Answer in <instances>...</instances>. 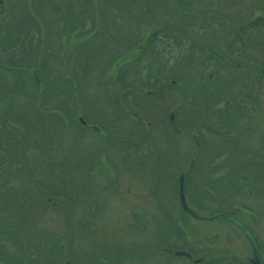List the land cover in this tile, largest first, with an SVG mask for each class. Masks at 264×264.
<instances>
[{
  "label": "flooded vegetation",
  "instance_id": "1",
  "mask_svg": "<svg viewBox=\"0 0 264 264\" xmlns=\"http://www.w3.org/2000/svg\"><path fill=\"white\" fill-rule=\"evenodd\" d=\"M49 1L46 3L48 8L40 9L35 14V42L29 48H34L39 56H20L18 60L23 64L34 61L38 66L46 61L51 66V78L56 79L53 88L57 94L62 81L68 84V105L52 107L56 123L53 152L55 155L59 153L57 164L65 162V165H57L55 170L69 180L66 186L62 185V189L56 188L57 192L67 193L66 200L58 207L52 206L58 218L67 226L66 241L59 245L61 254L65 257L66 253L71 252V262L79 264V260L74 259V254L79 253L86 264H94L91 256H85L82 252L83 242L86 246L90 245L85 241L84 235L87 234L90 238L102 237L98 246H102L101 252H109L107 256L95 252L100 254L96 257L100 264H112L111 260L115 258V264H138V257L142 256L139 261H146V258L154 255L155 247L173 259L172 252L184 251L193 260L201 259L202 263L207 264H250L252 255L235 257L230 251L223 254L216 247L214 254L195 258L196 254L191 249H183L182 240H177L182 243L181 246H176L171 240L170 224L174 217L170 209L180 206L178 183L187 159L184 133L188 123L181 119L189 116L197 120V132L190 136L195 150L187 167L189 171L199 154H211L212 160L226 154L229 159L222 168L217 166L212 169L210 166L206 170L199 159L198 166L202 170L198 169L195 173L197 176L224 171L234 174L235 165L231 160L235 157L248 159V153L234 145L235 139H241L237 136L238 131L220 133L217 131L218 121H213V109L219 104L217 100L212 105L208 104L207 91L214 88L212 80L216 72L210 83L206 82L207 77L204 76L197 81L196 87H186L185 58H175L168 47L169 40H172L171 32H180L171 23L168 10L170 0H145L143 4H139L138 0ZM159 15L165 16L162 24L157 23ZM140 16H144L142 20ZM6 20V25L10 27L11 19ZM254 20L252 23L259 20V24L253 28L248 26L247 30L259 29L258 33L262 34L264 18ZM247 30L238 31L235 37V41L243 46L249 34ZM146 31H149L147 35ZM161 32L162 36L159 35ZM3 35H6L5 30ZM160 37L163 39L155 40ZM148 38L146 46L140 50L139 46ZM45 45L50 48V57L49 54L47 57L42 55ZM0 47H4L6 53L11 51L8 41ZM247 47L250 48L248 54L232 51L230 45L228 52H217L215 47H209L208 52L216 51L213 57L222 58L231 69L238 70L244 66L238 72L246 70L243 71L245 83L235 82V79L230 82V86L243 83L245 87L235 94L238 97L236 106L247 107L250 104L253 108L262 109L264 56L262 60L258 48L251 51L250 44ZM156 53L160 65L154 71ZM2 58L10 60L9 57ZM3 59L0 58L5 62ZM206 59L205 56L199 64ZM172 63H179V66H167ZM180 67H184L182 73L178 72ZM188 96L196 99L195 104L191 105L193 112L185 106ZM170 100L173 102V112H169L170 106L167 105ZM156 104H164L165 114L169 112L164 123L155 117ZM60 109H65V112ZM218 109L223 111L224 107ZM235 124L238 122L232 120L231 127L235 128ZM158 134L164 136L160 143L156 140ZM218 139L231 142L233 147L212 151L208 144ZM65 140L67 143L62 144ZM163 159L167 161L160 165ZM216 169L220 170L213 171ZM230 206L240 209L238 205L234 206V202ZM109 214L115 217L107 218ZM122 215L125 220L121 221ZM124 230L129 235L124 234ZM257 247L259 250L258 243ZM199 249L207 250L205 246H199ZM10 256L11 250H5L3 241L0 264H10ZM193 260L187 261L192 264ZM73 263L67 261L66 264Z\"/></svg>",
  "mask_w": 264,
  "mask_h": 264
},
{
  "label": "rangeland",
  "instance_id": "2",
  "mask_svg": "<svg viewBox=\"0 0 264 264\" xmlns=\"http://www.w3.org/2000/svg\"><path fill=\"white\" fill-rule=\"evenodd\" d=\"M27 3L25 4L24 0H6L7 2V9L11 10V6L14 4H18L22 7L21 13L23 15L27 14L26 6H28L30 10V14L34 13V8L37 7L36 0H26ZM136 1V0H135ZM133 2V4L135 3ZM139 4L145 3V0H138ZM191 2L190 11H188V14L186 18L182 21L181 17L178 18L175 16H172L171 14V7L174 1L170 0V6H169V13L171 15V23L172 25H176V30H179V35H176L174 33V37H177V43L174 41H170L168 43V47L170 48L169 51H173L172 55L175 56V58H185L184 63L187 61L192 60V66L189 67L187 71L188 79L186 80V87H189L190 85H193L194 87L197 86V81L202 80L204 76L213 79L210 77V75H207L209 72L215 71L217 79L214 82V96L211 98V100H217L218 101V108H223V111H220L217 113L214 111L213 121H218L219 128L217 129L218 132H227L228 130H236L237 136L241 139H235L234 145L238 147L241 151L248 153L251 150H259L260 145L263 144L264 139V108H253L250 104L247 107L242 106H236V98L235 94L243 91L245 87L242 86L243 83H245V76H244V70L241 72H238V70L227 68L226 66L222 67L224 65V61L222 58H220L218 61L211 60L209 62H204L203 64H197L201 59L203 60L205 58V55L208 53L209 47H215L217 48V52H228V50L231 48L232 51L236 52H243L247 54L250 51V48L246 46L247 44H250L251 51H254L252 48H258L260 51V56H262L263 60V48L264 43L261 39L262 35L264 34V31L262 34L258 33V30L255 31L253 29L247 30V25L250 24L252 20H254L259 15L264 16V0H214L212 3L210 0H189ZM223 2L225 4V7L223 9L224 16L229 15V19H219L212 18L209 19L207 16L203 17L201 14H197L198 9L201 8H207L208 5L212 7H216V5L220 6L219 2ZM198 2V3H196ZM10 5V6H9ZM139 7V6H138ZM223 8V7H222ZM197 9V10H196ZM211 10V9H210ZM176 13V9L173 5V11L172 13ZM96 12L94 11V14ZM142 13V11H140ZM11 14L16 17L18 14L16 10H13ZM2 10L0 12V24H3L4 21L7 19L8 16H4ZM160 19L158 20V24H162V20L165 16L159 15ZM144 16H140V20H142ZM5 18V19H4ZM34 18V17H33ZM35 19V18H34ZM31 22V26L28 27L26 31V35L29 34V37L26 38V47L30 46L32 35L36 32L37 26L36 23L33 21V19L30 17L27 19ZM188 20V21H185ZM181 22V24L179 23ZM210 21V22H205ZM208 23V24H205ZM213 25V26H211ZM216 25H220V27H215ZM222 25V26H221ZM6 26V25H4ZM206 26V27H205ZM242 28H246L249 32V34L246 35L244 46L241 43H238L235 41V37L238 34V31H240ZM149 30L150 28L147 27ZM174 29V30H175ZM17 31H20V29L16 26L8 27L7 29V36L8 40L12 39ZM231 31V34L229 33ZM149 31H146V35ZM229 33V34H228ZM23 34V30L19 32V35ZM256 39L257 36H259ZM143 35V34H142ZM145 35V36H146ZM162 36L161 34H159ZM250 37V38H249ZM264 38V37H262ZM256 39V40H255ZM255 40V41H253ZM253 41V42H252ZM252 42V43H251ZM230 45V48H229ZM193 48V49H192ZM207 48V51H206ZM200 49V52H199ZM158 52V51H157ZM202 53V55H200ZM182 56V57H181ZM252 56H255V54H252ZM200 59V60H199ZM243 59V58H242ZM197 60H199L197 62ZM13 61V60H12ZM15 62V61H13ZM194 62V63H193ZM12 63V62H10ZM9 63V64H10ZM160 62L158 58V54L156 53L154 56V71L159 67ZM170 68H177L179 66V63H172L167 64ZM183 66V65H182ZM187 67V65H186ZM184 70V67H180L178 72L182 73ZM187 70V68H186ZM13 71L12 69L8 70H2L0 72V80L7 83L9 86L14 87L12 83H10V74H19L18 72H10ZM246 71V70H245ZM234 79L241 81L243 83L230 86L226 84V82H232ZM252 92V91H251ZM174 94V92H173ZM175 95V94H174ZM156 97V96H155ZM154 97V98H155ZM24 101V104L26 102L25 99H17L13 103L15 110H19L22 107V103ZM193 101V102H192ZM195 97L188 96L187 102L185 103L186 109H188L190 112H193L194 108L191 105L195 104ZM9 102V99L5 100V103ZM172 101L170 100L167 105L170 106L169 112H173L174 106L172 105ZM239 104H241L239 102ZM5 105H0V113L1 108H3ZM164 104L155 105V117L158 119L159 122L164 123V121H167L168 113L165 114L164 110ZM198 111H200L199 108H196ZM183 122L188 123L185 129L184 138H185V150H186V165L182 167L187 170V167L189 165V162L192 158L193 151L195 150V143L191 139V135L196 134L197 128V120L195 117H189L188 118H182ZM238 122V124H235V128L231 127V121ZM156 140L158 143L162 142L164 140L163 134L156 135ZM42 145V151L44 153H49L51 150V141H43ZM66 140L62 142V144H66ZM7 145V144H3ZM61 145V143L59 144ZM8 146V145H7ZM208 146L212 149V151H224L226 147L232 148V143L228 142L227 140L218 139L211 141ZM57 147V146H56ZM55 148V147H54ZM38 150H31V152L28 154V157L32 160L29 162V171H33L34 176L43 175V184L48 185L47 178L45 177L47 174L44 172V166L47 164V161L51 158L46 157L43 161L39 156ZM4 154H7L5 152ZM26 154V153H25ZM59 154V153H58ZM57 154V155H58ZM259 154H262L259 152ZM8 155V154H7ZM56 156V157H53ZM52 157L54 159H57V155L55 153ZM264 156V154H262ZM211 154H205V155H198V159L201 160V164L203 165L204 170L207 169V167L216 168L217 166L224 167L226 165V162L229 161V159L226 157V154L222 155L221 157L214 158L212 160ZM37 160V161H36ZM263 161V158L259 159ZM40 161V163H39ZM42 161V165L41 164ZM167 161V159L161 160L159 163L160 165L164 164ZM231 162L234 163L235 167L237 168V165H240L239 163L244 164V160L240 157H235ZM65 162L60 163L62 165ZM200 164V162H199ZM7 167V166H6ZM41 167V169H40ZM210 167V168H211ZM220 168V169H221ZM202 170L201 168H199ZM220 169H216L213 171H219ZM48 174H50V171H47ZM228 175L233 177L232 173L226 172ZM14 173V169L10 170H3L0 172V184L3 183V192L5 193L3 198L1 199L0 203L2 205V209L5 210L6 204L5 200H10V192L11 191H26L30 194L31 200H28L29 198L24 195H17L18 198L22 201L24 198L25 201H30L29 206H32L33 210H29L30 214L28 217H32V219H28V225L26 228L24 226L21 228L20 233L21 236H26L27 234L32 233L34 236V241L31 242L30 250L34 248V255H36L37 252H40L42 249H47L50 245L57 242V246L61 243H64L66 241V225H64V222L62 219L58 218L56 212L54 209L50 208L47 204L40 205L41 208H37V203L41 201L39 199V194L34 191L33 183L31 184L32 188L27 184L26 177L24 173H18L16 176L12 175ZM54 173H56L54 171ZM225 173H218L215 175H210L214 180L219 179V177H222ZM52 174V173H51ZM56 177L57 180V187L58 189H62V178L65 177L67 179L66 185L69 183L67 176H61V174H57ZM206 176V175H205ZM202 177L196 178L197 185L200 189H202L203 182ZM211 179V181L213 180ZM209 180L206 178V181ZM37 181H40V178L37 179ZM237 184L240 185L239 181H237ZM85 186V185H84ZM241 186V185H240ZM158 189V188H157ZM63 195L60 196V200L64 201L66 200L65 191H62ZM161 194V193H159ZM199 194V193H198ZM188 195V193H187ZM188 198L187 203H189L190 209L195 212L198 216L207 218V220H200L193 218L191 216L185 215L181 212L180 206L177 205L174 208L170 209V213L172 217H174L175 223L181 231L183 232L182 236H177L176 233H171L172 241L173 243L177 245H182L180 241L183 242V249L186 251H190L191 249L195 254V258L199 256H206V255H212L217 251H214L213 249H208L209 247H216L218 251H221L223 254L230 251V254H234V256H251V250L249 247L248 242L242 235V233L230 222L223 220L221 218H213L216 215L223 214L222 212H212L210 210L203 211V209H198L199 206L203 205V199L201 195H196L194 191L191 192V195L187 196ZM43 201V200H42ZM234 201L242 202L244 205L247 206L248 211L245 209L240 210L241 218H237L236 220L242 223L249 231H252L253 235L257 238L258 242L264 246V195L258 196V197H251L246 196L244 194L243 197L236 196ZM44 202V201H43ZM26 204V203H25ZM197 210H195V209ZM15 209H21V206H16ZM250 210V211H249ZM11 211V210H10ZM27 211L24 210L25 213ZM202 211V212H201ZM122 213L126 216L127 214L122 211ZM25 213L24 215H26ZM23 215V217H24ZM124 215L121 216V221L125 220ZM7 211L0 212V228H4L6 231H9L8 235L6 236L5 233L0 231V245L5 244V250H10L11 248V241H10V231H18L20 229V225L17 223H23L24 219L18 218L15 219V222L11 228L8 227L9 218ZM34 217V218H33ZM107 218H114L115 215L109 214L106 216ZM244 221H243V220ZM30 220V221H29ZM185 221L186 223L183 224ZM124 234L129 235L125 230ZM86 238L85 241H87L88 246L85 245L83 242L82 246V252L85 256H91V260L94 262V264H100L99 260H96V257H99L100 254L95 253L96 251L101 252V247L98 246L101 243L100 236H96L94 238H90L87 234L84 235ZM84 238V239H85ZM15 243V249H19V237H16ZM24 243V241H22ZM9 245V246H8ZM175 245L172 244V247H175ZM97 246V247H95ZM199 246L202 248V246H205L207 250L199 249ZM13 250V249H12ZM79 251V250H78ZM93 251V252H90ZM166 251L172 252L171 250L167 249ZM17 251L15 250V253ZM71 252L66 253V256L64 257L62 254H60L55 262L51 260V262H54V264H66L67 261L70 263V254ZM76 253L73 252V254ZM103 255L107 256L109 252L104 251L101 252ZM18 254V253H16ZM172 257L169 258L166 257L164 254L160 253L157 248L154 249V255L150 258H146V261L142 262L139 261L140 257H138V264H190L187 260H184V254L182 253H174L172 252ZM37 256V255H36ZM82 254L76 253L74 254V259L79 260V264H86L84 260H81ZM181 258V259H180ZM183 258V259H182ZM193 257L190 256V260ZM37 260V259H36ZM35 260V261H36ZM34 261V262H35ZM113 261L112 264H115L116 258ZM33 262V263H34ZM50 264V263H49ZM74 264V263H73ZM118 264V263H117Z\"/></svg>",
  "mask_w": 264,
  "mask_h": 264
},
{
  "label": "trees",
  "instance_id": "3",
  "mask_svg": "<svg viewBox=\"0 0 264 264\" xmlns=\"http://www.w3.org/2000/svg\"><path fill=\"white\" fill-rule=\"evenodd\" d=\"M25 4L27 3L26 0ZM172 1V0H171ZM174 3L171 7V14L172 16H175L178 18L181 17L182 21L186 18L188 11H190L191 2L189 0H173ZM212 3L214 0H210ZM49 0H36L37 7L34 8V13L36 14L38 10L48 8L49 6L46 5V3H49ZM199 2V0H198ZM196 2V3H198ZM200 3V2H199ZM219 5H216V7H212L210 5L207 6V8H201L198 9L197 14H201V16L205 17L207 16L209 19L217 18L219 19H229L230 16H224L223 9L225 7V4L221 1L219 2ZM164 4V3H163ZM165 5V4H164ZM173 5L176 9V13H172L173 11ZM11 10H16L17 15L14 17L9 9L7 11L6 16L10 15V19L12 21V25L16 26L20 29V31L23 30V33L27 31L26 27L28 25H31V22L28 21V18H32L35 22V19L33 18L34 15L30 14V8L26 6L27 14L23 15L21 13L22 7L18 4H14L11 6ZM165 7V6H164ZM223 7V8H222ZM2 12H4V9L0 7ZM211 9V10H210ZM197 10V9H196ZM1 12V11H0ZM186 13V15L184 14ZM4 14V13H3ZM139 14V13H138ZM4 17V16H3ZM36 18V15H35ZM264 17L258 16L255 19H262ZM188 21V20H185ZM255 20H252L250 24L247 25L248 28H253L259 24V20L255 23ZM210 22V21H205ZM36 23V22H35ZM181 24V22L179 21ZM6 22L4 21L3 24H0V31L4 29V25ZM45 24V23H44ZM208 24V23H205ZM11 25V26H12ZM47 25V24H45ZM6 34L8 26H5ZM246 28H242L240 32L244 31ZM15 34V36L8 40V37L6 39L0 40V46L3 45V43L9 42L10 45V53H6V50L4 47H6V44L4 45L3 49L0 47V58L2 57H9L10 60H5V62H2L0 60V72L2 70H8L12 69L13 71L10 72H18L19 74H10V83L14 87L9 86L7 83L0 80V105H5L3 108H1L0 113V172L3 170H12L14 169V173L12 175L16 176L18 173H24L26 177L27 184L32 188L31 184L33 183V188L36 193L39 194V199L41 201L37 203V208H41L40 205L44 204V199L46 197H51L55 201H58L60 204L62 201L60 200V196L63 195V192H57V180L56 177L59 173L56 171L54 173L55 169L57 168L58 161L52 157L54 154L53 152V138L56 135V123L55 119L53 118L54 115L52 113L53 106H67L68 105V84L64 81L61 82L60 90L57 94L55 88H53V83L56 82L55 78H51V66L49 64H46V61H43L42 66H38L37 64H34V61L27 62V64L21 63V61L18 60L20 56H26V57H35L39 56L37 54H31L35 53V50L31 51V48L26 47V39L20 38L19 32ZM177 35L179 34L176 33ZM157 33L154 34L156 36ZM172 36V42H177V37H174V33L171 32ZM32 38H35L33 36ZM161 40L160 38H155V40ZM43 49L44 53L43 56L50 57V48L48 49L46 46ZM26 48V49H25ZM193 49V48H192ZM25 50V52H24ZM31 51V53H30ZM200 52V49H199ZM217 52L213 50V52L210 50L205 55L208 59H206V62L213 60L218 61V59H215L213 56ZM211 54V55H210ZM31 55V56H30ZM202 55V53H200ZM15 62H13V61ZM193 60V59H192ZM192 60L185 62V67L187 65V71L189 67L192 66ZM200 60V59H199ZM197 60V62L199 61ZM224 66L227 68L231 67L229 64L226 63L225 60H223ZM12 62V63H10ZM10 63V64H9ZM194 63V62H193ZM199 64V62L197 63ZM244 68V66H240V68ZM215 71L209 72L208 75L212 77L213 73ZM187 76V73H186ZM1 77V75H0ZM217 79L215 77L214 81ZM207 83L211 82V79L207 77L206 79ZM236 82V79H235ZM226 84L230 85V82H226ZM207 101L209 105H212L213 102L216 100H211V98L214 96V88L211 91H207ZM9 99V102L5 103V100ZM17 99H25L26 102L24 104V101L22 103V107L19 110H15L14 105L12 102H14ZM208 107L206 106V109ZM61 111L65 112V109H60ZM217 113L220 112V109L218 107H215L213 109ZM211 112V111H209ZM212 113V112H211ZM61 122V120H59ZM62 123V122H61ZM43 141H51V150L49 153H44L42 151V145L44 144ZM7 144V145H3ZM200 145V143H199ZM38 150L39 156L42 159V161L48 157L51 158L47 161V164L44 166V172L47 174L45 177L47 178L48 185L43 184V175L34 176L33 171H29V162L32 160L28 157V154L31 152V150ZM196 150H198V147H196ZM7 152V154H4ZM264 144L260 145L259 150H251L248 152V160L244 162V164L237 165V168L234 170L233 177L231 178L228 173H225L222 177H219V179L214 180L211 176H204L201 174L203 186L201 191H199V194L201 195L203 199V205L199 206L198 209H203V211L210 210L212 212H222L224 214H227L231 217L236 218L235 211L237 208L232 209L231 203L235 200L236 196H240L243 194L241 187L239 184H237V181H240V183L246 184L249 186L250 191H254L256 195H264ZM26 153V154H25ZM54 157V155H53ZM263 158V161L259 160ZM37 161V160H36ZM42 161L41 164L42 165ZM45 161V160H44ZM40 163V161H39ZM62 165H65L63 163ZM7 166V167H6ZM41 169V167H40ZM199 169L197 158L195 160V163L193 165V168L191 169V172L188 174L187 179V186L186 190L188 192V195H191V192L194 191L196 195H199L196 190H198L197 183H195V177L194 173H197ZM47 171H50V174H48ZM52 173V174H51ZM62 176V175H61ZM40 178V181L38 182L37 179ZM62 178V185H66L67 179L65 177ZM206 178L209 180L206 181ZM211 179H213L211 181ZM3 183L0 184V201L5 195L3 192ZM24 195L28 197V200H31V196L28 192L24 191H11L10 192V200H5V210L2 209V205L0 203V212L7 211L8 212V218H9V224L8 227L11 228V226L16 223L15 219L19 217L24 219L23 223H17L21 227L18 231H10V241H11V256H10V264H54L57 257L61 254L59 250V245L57 246L56 243L50 245L47 249H42L40 252H37L36 255H34L33 251L30 250V244L34 241V236L32 233L27 234L26 236H21V228L24 226V228L28 225V219H32V217H28L30 214L29 210H33L32 206H29L30 201H25L24 198L22 201L20 198L17 197V195ZM44 202H43V201ZM26 203V204H25ZM46 204V203H45ZM44 204V205H45ZM230 204V205H229ZM241 204V203H240ZM237 205V204H235ZM234 205V206H235ZM16 206H21V209H15ZM49 206V205H48ZM51 208V206H49ZM27 211L26 215L23 212L24 210ZM243 209L248 210L246 205H242ZM11 210V211H10ZM198 211V210H197ZM250 211V210H249ZM202 212V211H201ZM24 215V217H23ZM172 216V215H171ZM15 219L13 220L12 218ZM34 218V217H33ZM30 221V220H29ZM170 228L172 232H175L177 236H182L183 232L180 230V228L176 225L174 219H172ZM0 231L5 233L7 236L9 231H6L4 228H0ZM16 237H19V249H15V243ZM24 241V243L22 242ZM257 241V239H256ZM258 246L260 250V254L262 256V259L264 260V246L261 245L258 241ZM0 249H3V244L0 245ZM15 250L17 251L16 254ZM32 251V252H29ZM55 258V260H54ZM37 259V260H36ZM36 260V261H35ZM53 260L54 262H51ZM35 261V262H34ZM34 262V263H33ZM202 264H207L203 262Z\"/></svg>",
  "mask_w": 264,
  "mask_h": 264
},
{
  "label": "water",
  "instance_id": "4",
  "mask_svg": "<svg viewBox=\"0 0 264 264\" xmlns=\"http://www.w3.org/2000/svg\"><path fill=\"white\" fill-rule=\"evenodd\" d=\"M0 4H4V1L3 0H0ZM185 178H186V173H183L180 176V178H179V197H180L181 207H182V209L184 211L188 212L194 218H198V219H201V220H206L207 218H199V217H197L192 211H190L187 208L186 203H185V198H184V183H185ZM47 201L48 202H52L51 199H47ZM216 217H221V218L227 219L228 221L233 222V223H235L238 226V228L243 232V234L245 235V237L247 238V240L249 241V243L251 245L252 258L250 259V264H262L261 259H260V255H259V252H258L257 245L255 243L254 238L250 235L249 231L247 229H245L242 224L238 223L237 221L231 219L228 216L219 215V216H216Z\"/></svg>",
  "mask_w": 264,
  "mask_h": 264
}]
</instances>
